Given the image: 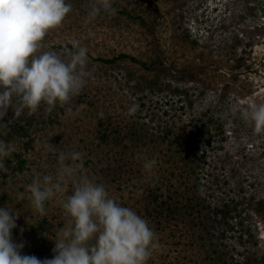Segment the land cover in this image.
<instances>
[{"label": "rangeland", "instance_id": "1", "mask_svg": "<svg viewBox=\"0 0 264 264\" xmlns=\"http://www.w3.org/2000/svg\"><path fill=\"white\" fill-rule=\"evenodd\" d=\"M67 2L71 13L42 51L67 59V43L87 48L85 87L69 105L19 118L9 108L0 121V140L14 148L0 167V208L19 215L12 238L24 245L21 255L47 259L73 194L69 181L42 216L27 185L55 177L60 153L76 151L83 160L74 177L102 183L113 199L143 189L171 195L178 211L168 213L169 229L149 225L159 248L148 264H264V134L241 115L264 103V0H113L115 15L91 20L92 0ZM122 53L155 67L99 60ZM17 124L26 132L14 131ZM195 198L204 217L185 212ZM41 226L51 237L43 244Z\"/></svg>", "mask_w": 264, "mask_h": 264}, {"label": "clouds", "instance_id": "2", "mask_svg": "<svg viewBox=\"0 0 264 264\" xmlns=\"http://www.w3.org/2000/svg\"><path fill=\"white\" fill-rule=\"evenodd\" d=\"M71 11L67 0H0V121L9 108L19 118L25 111L28 116L36 114L42 105L48 112L69 105L85 87L90 75L87 48L73 42L67 59L42 51L45 37L59 29ZM116 11L113 0H92L87 15L91 20ZM241 115L255 133L264 134V103L252 104ZM13 151L11 143L0 140V167ZM82 160L80 152H62L55 177L37 175L27 185L31 205L43 216L45 203L73 182V194L62 205L65 227L52 239L54 257L21 255L24 245L12 238L19 215L7 207L0 208V264H148L159 248L156 233L134 210L111 198L102 183L87 175L76 179L74 172ZM155 164L153 159L144 167L150 171Z\"/></svg>", "mask_w": 264, "mask_h": 264}, {"label": "trees", "instance_id": "3", "mask_svg": "<svg viewBox=\"0 0 264 264\" xmlns=\"http://www.w3.org/2000/svg\"><path fill=\"white\" fill-rule=\"evenodd\" d=\"M127 14L130 17L135 18L136 20H139V23L141 25H145L148 28V24L147 21L145 20V18L141 15H133L132 13L127 11ZM61 48L67 50L70 49L72 50V45L70 43H67L66 45L62 46ZM122 58H131L134 61H137L138 63H141L142 66H145L146 68H152L155 67L156 62L154 63H147V62H143L139 59H137L136 57H133L129 54H125L122 53L117 57H114L113 59H99L105 63H113L118 59H122ZM160 65H163V63L160 61ZM159 65V66H160ZM162 67V66H161ZM12 129L14 131L17 132H26L25 129V125L21 124V125H13ZM23 130V131H21ZM104 134H102L103 136ZM107 136V135H105ZM17 157L21 159V154H17ZM175 168V167H172ZM176 173V168L175 170H172L170 172L171 175H174ZM162 181V179H156L154 180V183H156L158 185V182ZM178 181V180H177ZM179 182H181V180H179ZM181 189H183L181 187V184L178 185V187H176L177 191H180ZM143 192L140 195H137L135 191H131L129 193H127V195H123L122 198L123 200H120L118 198H115V200L117 201V203H119L121 206L124 207H129L132 210H134L138 215H140L143 219H145L149 225L152 224H157L158 228L161 231H164L166 229H169L171 227H169L168 224V213L173 212V211H178V209H174V207L171 205V195H166L164 196L162 193L157 194L155 191H151L148 189H143ZM134 193L136 194V196H134ZM198 199V197H197ZM195 198L196 203H190L188 205H185V212L188 215H193L194 217H204L206 215L205 211H206V207H203L204 202L201 203L200 199L197 200ZM184 208V207H182ZM184 210V209H183ZM45 223L47 219H44ZM217 220L218 217H217ZM48 224V223H47ZM51 226V225H50ZM62 227H65V223L60 225ZM49 229V227H48ZM47 228L45 229L44 227H39V231L38 233H40V242L43 244L44 242L49 241L51 238L48 234L49 230ZM57 234H53V236L55 237ZM51 241V240H50ZM53 243V247L52 249H50L49 251V256L47 257V259H52L55 255V253L53 252V249L55 248V241H51V244ZM47 256V255H46Z\"/></svg>", "mask_w": 264, "mask_h": 264}, {"label": "water", "instance_id": "4", "mask_svg": "<svg viewBox=\"0 0 264 264\" xmlns=\"http://www.w3.org/2000/svg\"><path fill=\"white\" fill-rule=\"evenodd\" d=\"M220 217V215H218V218Z\"/></svg>", "mask_w": 264, "mask_h": 264}]
</instances>
